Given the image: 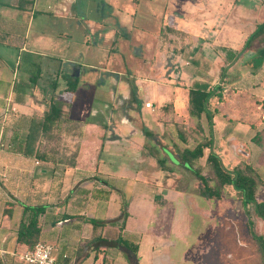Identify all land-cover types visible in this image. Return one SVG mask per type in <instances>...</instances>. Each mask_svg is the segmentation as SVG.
I'll return each mask as SVG.
<instances>
[{
	"label": "crops",
	"instance_id": "1",
	"mask_svg": "<svg viewBox=\"0 0 264 264\" xmlns=\"http://www.w3.org/2000/svg\"><path fill=\"white\" fill-rule=\"evenodd\" d=\"M86 1L93 2L0 0V264H26L20 255L27 246L17 242L24 206L43 208L38 242L53 247L56 264H239L243 255L250 260L247 245L222 211V202L232 205L236 191L225 186L220 198L208 197L177 153L196 145L190 133L185 139L180 130L199 122L213 151L222 163L229 159L232 169L242 160L239 153L249 154L239 152L237 145L248 144L236 131L250 126L248 115L235 120L227 111L251 98L255 109L264 112V86L255 85L258 73L249 70L226 84L243 85L239 91L224 89V101L210 99L211 127L204 115L199 120L189 115L194 83L213 88L218 83L215 75L210 82L211 72L221 66L228 72L244 67L239 60L227 62L214 49L212 27L220 0H164L166 22L141 43L146 55L130 57L143 67L130 70L119 56L124 33L133 35L136 46L144 31L135 22L137 10H127L129 17L109 2L91 9ZM220 22L219 33L233 28L228 18ZM165 26L187 37L170 42L161 36ZM200 58L209 71H201ZM68 75L77 79L73 92L66 90ZM86 82L92 89L82 90L77 99ZM146 101L152 106L146 107ZM51 103L75 121L76 135L66 137L77 145L72 165L14 150L31 119L41 117ZM73 108L79 117L72 116ZM208 153L205 148L198 160L204 176ZM123 207L127 215L122 225ZM220 232H234L237 247L240 242L246 250L212 251ZM119 236L137 245L136 254L114 242Z\"/></svg>",
	"mask_w": 264,
	"mask_h": 264
},
{
	"label": "trees",
	"instance_id": "2",
	"mask_svg": "<svg viewBox=\"0 0 264 264\" xmlns=\"http://www.w3.org/2000/svg\"><path fill=\"white\" fill-rule=\"evenodd\" d=\"M169 34V35H168ZM170 35L174 38H170ZM161 36L168 38L170 42L176 39H183L187 34L165 26L161 30ZM189 38V37H188ZM189 40V39H188ZM180 41V40H179ZM190 41H187V44ZM225 55L227 62L239 60L244 66L250 67L255 72L261 67L264 61V21L258 22L253 30L246 36L239 51H233L226 47H219ZM68 92H73L76 87L77 79L70 75L67 76ZM222 87L215 85L209 87L208 83L196 82L189 91V115L199 120L202 115L205 116L209 126H212V117L214 110H210V99L216 97L222 99ZM77 132L75 121H73L67 112L51 103L47 111L41 117H33L25 136L15 143L14 150L26 157H33L39 160L48 161L50 156H54L57 162L72 165L77 153V145L66 141L69 135L75 136ZM145 135H149L146 129H143ZM185 139L188 133L197 140L196 145L190 148L178 150L180 162L184 168L190 171L204 185V193L208 197L220 198L225 186H231L239 197L240 203L246 208L245 214L248 217L249 227L252 228L253 222L250 217L248 207L251 206L257 218L264 221V199L257 196L259 186H264V181L260 174L252 167L247 160H240V166L235 165L228 169L222 163L220 157L212 149V140L204 137L199 122L193 127L180 130ZM252 141L261 149L259 157L263 151V138L261 130L252 136ZM209 148L206 157V165L209 168L208 177L201 173L202 166L198 160L203 156V150ZM55 161V160H54ZM208 178L212 181V186L208 185ZM42 207H23V217L17 229V242L27 246V249L33 248L38 243L40 225L38 215L42 212ZM122 225L127 213L123 207ZM93 224H96L93 221ZM254 236V235H253ZM261 252L264 264V239L257 235L253 237ZM115 243L127 248L136 254L137 245L130 243L120 236L114 240Z\"/></svg>",
	"mask_w": 264,
	"mask_h": 264
},
{
	"label": "rangeland",
	"instance_id": "3",
	"mask_svg": "<svg viewBox=\"0 0 264 264\" xmlns=\"http://www.w3.org/2000/svg\"><path fill=\"white\" fill-rule=\"evenodd\" d=\"M91 1V0H90ZM93 2H87L86 5L89 8H97L98 4H103V2L106 1V3H111L112 7H119L124 12H127V10L134 11L137 10V16L135 17V22L139 26H142L144 31L139 32L140 39L137 41L136 46H134V37L131 34V37L128 32L124 33L123 40L125 41V47L121 48L120 52V61H122V64H124L125 68L127 69H134V68H142L143 66H140L139 62L137 60H131L130 57L137 58L138 55H146L147 49L142 46V44H145L150 36H147L149 34H152L155 32V27L159 26L161 23L166 22L167 14L164 12V0H92ZM221 6L217 12V15L214 16L215 22L214 26L212 27V41L215 44V50L217 51L219 49V45L217 44H224L232 46L235 49L241 48L242 42L244 38L252 31L253 27L258 23L264 21V0H220ZM79 5V4H77ZM85 5V6H86ZM92 5V6H90ZM115 7V8H116ZM101 9V8H99ZM110 9L109 6H106V17L110 18ZM129 17L131 16L129 12H127ZM223 18H228L232 21L233 28H226L221 33L220 32V24L221 20ZM131 27V24H130ZM153 30V32H151ZM219 33V34H218ZM218 34V35H217ZM138 36V34H136ZM76 36V35H75ZM74 36V37H75ZM94 38V36H93ZM92 35L89 36V44H92ZM77 40V38H76ZM76 42V41H75ZM142 43V44H141ZM75 46H79L78 43H74ZM217 45V47H216ZM10 59L11 63H9L10 68L15 64V52L13 51ZM143 60V59H142ZM140 59V61H142ZM191 61V60H190ZM200 61L202 63L199 65L201 71L207 72L211 68L208 67L207 62L203 60V58H200ZM138 65V66H137ZM142 65V64H141ZM188 65V64H187ZM217 67V66H216ZM225 68V69H224ZM224 69V70H223ZM250 70V67L245 65L243 68L238 66V69L234 72H228L226 71L225 66H221L220 71H216V73L211 72V78L210 82L213 81V76L215 75V83L217 82L218 85L222 87V90H226L227 93L233 94L237 91H239L240 87L239 84H235L234 86H231L230 88L226 86L229 79L231 77H234L238 74L239 77H241V72L247 73V71ZM217 72L219 74H217ZM258 73V76L256 79H254L256 86H264V67L261 69L258 68L256 70ZM221 73V74H220ZM218 75H220V78H218ZM237 79H235L236 81ZM244 80V79H243ZM247 80L245 79V82ZM253 82V80H252ZM212 83V82H211ZM261 83V84H260ZM215 85V84H214ZM212 85V86H214ZM108 88V85H106ZM105 86V87H106ZM239 86V89H238ZM236 87V88H235ZM92 89L90 83L86 82L81 83L79 92L77 93V99L81 97L82 93L81 91L84 89ZM225 98V97H224ZM222 96V99L220 101H224L225 99ZM217 99V98H216ZM253 100L251 98L247 103H243L242 106H234L233 108H230L229 111H227L230 118L234 117V119H238V117H241V115H248L249 116V122H246L249 124V129H238L236 132L238 133V136L243 137L244 141L247 142L248 146L245 144L242 148H240V145H237L239 152L240 151H247L249 153L247 156L246 154H240L242 159L247 160L252 167L260 174L264 181V152L262 153L261 157H259V154L261 153V149L257 147V145L252 141V136L261 130V135L263 138L264 143V112H261L260 110L255 109V105L253 104ZM72 116L77 118L79 117V113L76 112L75 108L72 110ZM248 121V120H247ZM245 122V121H244ZM264 146V144H263ZM264 151V147L262 148ZM223 164L225 167L229 168L230 161L229 159H223ZM237 165L240 166V163H237ZM206 173L209 171V168L206 167L205 169ZM206 177H208L207 174H205ZM209 180V178H208ZM233 201L232 205L229 201L222 202V211L227 215L229 220H232L235 227L237 228V232L239 234L238 239H240L241 243H244L247 245L249 252V258L250 260L246 259L243 256H240L238 258V262L243 264H260L261 258L259 253L258 245L256 244L255 239L253 238L255 235L257 237L261 236L264 239V221L260 218L256 219V216L253 212V209L251 206L248 207V210L250 212V217L253 222L252 228L249 227L248 224V217L245 214L246 208L241 205L239 202L237 194L235 195L232 193ZM257 196L261 199H264V186H259L257 190ZM222 212V213H223ZM222 221V220H220ZM223 226V225H221ZM223 228H219V231ZM232 233V232H231ZM254 235V236H253ZM215 243V244H214ZM214 245L212 251H238V247L242 248L241 251L246 250V246L244 244H241L238 242V247L236 245V236L234 235V232L230 234L229 232L226 234L219 233L217 238L214 240ZM251 262V263H250Z\"/></svg>",
	"mask_w": 264,
	"mask_h": 264
},
{
	"label": "built area",
	"instance_id": "4",
	"mask_svg": "<svg viewBox=\"0 0 264 264\" xmlns=\"http://www.w3.org/2000/svg\"><path fill=\"white\" fill-rule=\"evenodd\" d=\"M146 107H151L149 101L144 103ZM66 257V255H63ZM20 259L26 264H56V257L53 255V247L45 242H38L33 248L25 250Z\"/></svg>",
	"mask_w": 264,
	"mask_h": 264
}]
</instances>
